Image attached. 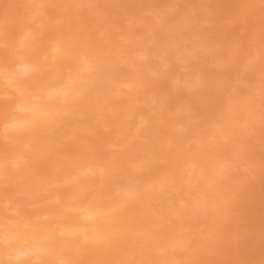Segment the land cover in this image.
<instances>
[{"label":"bare ground","instance_id":"1","mask_svg":"<svg viewBox=\"0 0 264 264\" xmlns=\"http://www.w3.org/2000/svg\"><path fill=\"white\" fill-rule=\"evenodd\" d=\"M216 1L213 0L211 6L216 5ZM226 1L219 0V4L223 6ZM256 1L241 0V5L238 3L240 6L233 4L228 10L231 12L245 2L254 5ZM23 3L26 14L19 21L17 31L15 27L10 30L6 25L0 26L3 34L0 44L7 47L5 53L0 54V185L11 182L21 193L31 186V190L27 189L31 192L28 198L32 196L37 200L26 199V196L13 200L11 193L10 197L0 194V264H187L194 257L190 254L193 252L190 244L200 240V247L207 246L204 239L217 234L218 219L225 217L227 212L222 208L231 199L230 195L235 197L232 193L228 195L232 185L237 183L234 184L235 173L245 175L248 167L256 163L248 156L250 149L243 144L256 125H264L263 82L259 78H254V81L247 78L258 56L253 53L234 61L237 49H231L226 55L233 56L232 62L219 63L218 70L209 71L213 73L212 77H206L203 69L206 74V68L217 61L214 53L217 45L209 46L210 36H205L208 31L201 27L206 19H190L187 16L168 19L162 13L172 17L170 13L156 9L152 13L157 20V28L145 29L144 20H140L142 29L151 31L152 35L148 38L140 35L136 48L127 45L132 42V35L125 28L123 30L128 37L122 42L116 37L124 33L119 32L121 34L113 39L108 30L101 28V32H106L109 37L104 39L111 44L103 46L92 40L98 36L96 32L89 40L87 34L68 30L72 24L80 25V18L76 21L72 18L79 13L70 14L69 7L87 3L89 6L82 13L87 11L84 15L93 19L95 10L99 8L94 0H23ZM94 3L96 6H93ZM125 4L128 6L127 2L122 5ZM178 4L173 0L163 8L171 10ZM52 5L67 8L68 11L63 15L49 13L48 7ZM130 8L132 10L125 15L124 21H131L137 10L141 11L131 5L127 11ZM108 14L102 12L101 16L106 19ZM210 14L217 16L216 12ZM235 16L233 13L229 20L239 27L244 15L238 13ZM91 20L85 25H91ZM3 21L12 23V17L6 15ZM55 21L63 24L62 29L53 27ZM34 24L40 26L37 32ZM49 25L53 28V35L45 39V30ZM226 33L228 41L235 39V32ZM258 38L253 40L258 41ZM41 42H46L47 49L53 52L46 56L45 63L41 60ZM248 48L245 46L242 53L251 51ZM167 51L176 52V59L186 63L180 68L188 66L189 71L167 73L169 66L162 57ZM132 55H136L137 60H147L133 70L136 64ZM198 56L202 58L201 63H188ZM153 57H159V61L156 62ZM115 64L122 65L124 70L118 73ZM157 75H163L175 88L185 86L191 91L186 103L179 101V110L190 113L185 117L177 115L171 122L166 120V130L155 128L149 137L143 134L141 127L148 112L136 113L133 103L138 99L136 93L141 86L146 88V94L153 93L150 84L159 79ZM224 83L226 87H222ZM123 88L132 95L125 98ZM215 90L225 93V98L221 100L210 96ZM177 95L180 98L185 96L182 93ZM144 98L149 99L150 96ZM151 101L153 107L149 113L162 118V100L153 97ZM198 105L204 107V112L197 116L202 119L195 121L197 117L193 116V111ZM123 107L127 108H124L125 117L110 120L121 113ZM72 114L84 117L89 124L85 130L97 123L118 129L107 141V144L117 148L111 163L103 162L92 152L94 148L91 150L89 137L78 141L76 149L70 147L66 150L51 144L57 137L60 138L58 126L65 125L66 118ZM128 117H135V121L124 122ZM183 129L186 130L185 139L179 136ZM43 131L44 134H41ZM137 136L143 138L141 143L133 142ZM166 149L171 151L170 159ZM62 158L64 162H61ZM39 168L45 174L37 176L40 179H33ZM251 171L249 173L253 176ZM37 201L44 203L30 210L29 205ZM2 208L11 210V213L1 215ZM163 213L167 215V220L161 218ZM235 214L238 216L237 210ZM258 237L261 239L260 235ZM219 239L224 240L223 236ZM239 241L242 242V239ZM241 242L237 243L241 245ZM236 249L234 247V251ZM239 251L242 252L235 254L237 257L245 249L240 248ZM239 251L236 250V253ZM217 261L220 262L219 259Z\"/></svg>","mask_w":264,"mask_h":264},{"label":"rangeland","instance_id":"2","mask_svg":"<svg viewBox=\"0 0 264 264\" xmlns=\"http://www.w3.org/2000/svg\"><path fill=\"white\" fill-rule=\"evenodd\" d=\"M100 1L101 0H94V2H96V5H99V8L97 10H95V12H96V14H94L95 18H93V19L91 18L93 21L95 20L94 22L89 18L87 19L88 16L84 15L85 13H87V11L82 13V11L87 10V6H89L87 3H85L84 5L83 4L77 5V7L75 6L76 8L70 6L69 7L70 11H72V12H70V14L74 15L77 12L79 13L77 17L74 16L72 18H74V21H76L77 19L80 18L79 19L80 25L79 24H77V25L72 24L71 26H68V30L70 32H73V33L76 32V33L87 34L88 35L87 38L89 40H91V38H93L94 35L96 33H98V36L97 35L95 36L97 38L95 39V37H94V39H92V40H95L94 42L101 43L103 46H105L104 45L105 43H107V45H111V44H109L107 39H104V37H107L108 39H109V37H108V34H106V32L105 33H103V31L101 32V30H100L101 28L105 29L106 31L108 30L107 32L112 34L111 36H114V37H112L113 39H115V37L118 36V34L119 35L121 34L119 32L124 33L123 36L116 37L117 40H119L120 42H122L123 39L128 37L127 35H125V29H128L131 31L130 33L132 36L130 39L132 42L127 43V45L130 46L129 48H136L137 44L135 45V43H136L137 39L140 37V35H141V37H142V35H144V37H147V38L152 35L151 31L146 32V30L142 29L141 25L143 23H144L143 28L145 26V29L150 27V28H152V30H154L155 28H157V26H156L157 20L154 19V15H153L154 13H152V11H155L156 9H161L163 12L170 13L172 17H170V15H168V14L165 15L164 13H162V16H164L168 19L169 18H177L179 16L183 17V18H185L187 16V17H190V19L195 18L197 20L198 19H206L207 21L203 22L201 24V27H203V29L208 31V33L205 36L206 37L210 36L209 39H211V41L209 42V46H210V44H211V46L217 45V48L214 49V51H215L214 53H215V57H217L216 58L217 61H215V62L213 61L206 68V74L204 73V69H203L202 73L206 77H212L213 73L209 72V71L218 70L219 69V63L222 64L225 62H229V64H230L232 62L231 58L233 56H230V55L227 56L226 54L230 53L231 49H237V53L234 54V61L239 59V57H241V58L247 57V55L253 54V53L255 55H257L258 57L263 56V57H261V59H259L257 57L255 59L256 61L253 62L254 64L252 63V66H253L252 69L253 70L251 71V73L249 74V76L247 78L250 81H252V80L254 81V78L255 79L259 78L260 80H262L263 86H264V50H263L264 49V47H263L264 46V0L256 1L254 5H250V4H248V2H245L244 4H242L241 7H237L235 10H232L231 12H229V10H228L229 7L232 6L233 4L239 5L241 0H227L223 4V6H221L219 4V0L216 1V5H214V6H211V4L213 3V0H211V1L210 0H192V1L191 0H185V1L184 0H174V1H176V3L179 2V4L177 6H175L174 9H171V10L168 9L169 7L168 8H163V7L166 6L168 4V2L173 1V0H122V1H120V0H111V1L110 0H102V2L104 4L98 3ZM122 2H124V3L127 2L128 6H126V4H125V6L122 5V4H124ZM20 3H21V5H20ZM96 5H95V3L93 4V6H96ZM130 5L133 6L134 8L138 7L137 9L140 8L141 11L137 10V15H136L137 17L135 16L131 21H124V18H126L125 15H128L129 14L128 12H131V10H132V8H130V10L127 11V9H129ZM191 5H192V7H191ZM124 7H126V9ZM4 8H5V10H4ZM48 11H49V13L53 12L56 15H58V14L63 15L68 10H67V8L55 7L52 5V7L51 6L48 7ZM102 12H105L107 14L109 13L107 15L108 17H106V19L105 18L103 19V17L101 16ZM113 12H115V13H113ZM215 12L217 13V16L216 15L211 16L210 13H215ZM227 12H229V13H227ZM233 13L236 16L238 15V13H241L244 15V17L239 21V23H240L239 27H238V25L232 23L229 20V17ZM25 14H26V9H25V4L23 3V0H0V21H1L0 26L6 25L10 30L13 27H15V29L17 31V28L19 26L18 23L20 20H23V18H25L24 17ZM111 14H112V16H111ZM113 14L114 15L117 14V16L116 15L114 16ZM138 14H140L142 16H139ZM6 15H9L12 17V23H4V21L2 22V20L6 17ZM109 16H110V18H109ZM120 17H121V19H120ZM110 19H111V21H110ZM142 19L144 20L143 23L140 21ZM208 19H211V20L208 21ZM90 20L92 22L91 25H85ZM58 22L59 21H55L53 23V24H55V26H53V27H55L56 29H58V28L62 29L63 24L60 22H59L60 23L59 24ZM115 23H116V25H115ZM189 24H190V22H189ZM35 25H36V28H35ZM50 25H51V23H50ZM50 25L45 30V34H44L45 39H49V37L51 35H53V32H52L53 28L51 29ZM111 25H112V27H111ZM116 26H118V27H116ZM33 28L37 32L38 29L40 28V26L37 24H34ZM119 28H121V29H119ZM123 28H125V29L123 30ZM109 29H111V31ZM114 29H116V31ZM224 29L226 32L227 31L235 32V39L228 41V38H229L227 36L228 33L223 31ZM83 30H84V32H83ZM118 30H120V31H118ZM116 32H118V33H116ZM89 33H90V35H89ZM99 33H100V35H99ZM258 33H259V35H258ZM0 36H1L0 38L3 37V34L1 32H0ZM39 36L40 35H38V37ZM89 36H91V37H89ZM258 36H259V38H258ZM101 37L104 39V41H103V39H101ZM255 38L256 39L258 38L261 42H259V40L258 41L253 40ZM227 41H228V43H227ZM110 42H113V41L110 40ZM243 44L246 46V48H248V46H249L248 50H251V51H247L245 53H242V50H244V47H245ZM47 48H48L47 43L41 42L40 54L43 53V55L41 57V60L43 63H45L47 61L48 57L46 58V56L53 54V52ZM6 49H7V47L1 43L0 44V54H4ZM239 50L241 52H239ZM45 52H46V54L44 55ZM175 54H176V52H174V51H167L165 54H163L164 56L162 55V57L167 60L166 65L169 66L167 73H172V74L174 73L175 74L178 72V73L183 74V73L188 72L189 71L188 66L184 67V68H180L181 65L186 64V63L182 64L181 61L177 60L175 57ZM132 56H134V55H132ZM134 57L132 59L135 60L136 67L133 70H136L138 67H141L142 63L145 60H147V58H143L142 60H137L136 57L135 58ZM153 59L156 60V62L159 61V57H156V58L153 57ZM201 61H202V58L200 56H198V57H195L193 59L191 58V60L188 61V63L189 62L190 63H197V62L201 63ZM117 65L115 64V66H116L115 68L117 71L119 70L118 73H120L121 71L124 70V68L123 69L121 68V67H123L122 65H120V66L119 65L117 66ZM62 66H65V65H62ZM119 68H121L122 70ZM258 70H259V72H258ZM157 76L159 77V79L154 84H150V91H153V93L151 95H150V93H147L150 96V98L149 99L144 98L145 96H148V95L146 94V91H145L146 88L141 86L137 90V93H136L137 95L135 94L136 96H138V99L135 103H133V109L136 110V113L137 112L138 113L143 112V111L145 113L148 112L146 121L144 122V124L141 127L143 130V134L147 135L149 137L152 136L153 132L155 131V128H158L160 130L165 131L166 130L165 125L167 124V122H169V121L171 122L173 120L172 118L175 119L177 115L185 117V116L189 115V113H190L187 110H182V111L179 110V107H181V106H179V101L186 103L188 101L189 97H191V96H189L191 91H188L185 88V86L181 87L184 90H182L180 88H175L174 86H172L170 84V82H168V80L166 78H164L163 75H157ZM228 84L230 85L231 82H228ZM258 85H261V83H258ZM222 87H226V83H224L222 85ZM123 89L126 92L124 95L125 98H127L126 96L129 94L132 95L131 92H129L127 89H125V88H123ZM196 91H198V90L196 89ZM211 92H212V94L210 93V96H213L217 99L223 100L226 96L225 93H220V91H217V90L211 91ZM262 92L264 93V90ZM177 93H182L185 96L180 98V97H178ZM153 97L160 99V101L162 100V103H163L160 107V111L162 113L163 112L164 113L162 114L163 117L160 119L156 118L152 112L149 113L151 107H153L152 101H151V98H153ZM2 101H3V99H2ZM262 101L264 102V98L262 99ZM124 108H126V107L121 108L120 109L121 113H119L117 116H112L110 118V120L113 121V120H116L119 118L123 119L126 115V112H125L126 110ZM203 109H204V107L201 108V106H199V105H198V107L196 106V110L193 111V116L197 117L199 114H203V112H204ZM131 118L132 119H130V117H128V118L124 119V122H126V120H127L128 123H133L135 121V117H134V119H133V117H131ZM197 118H195L194 120L200 121V119H202L199 117H197ZM83 119H84V117L82 115L81 116H76V115L74 116L73 114L69 115L66 118V124L63 126H58V129H57L58 132L57 133H59L60 138L55 136V139H56V137H57V139L54 140L51 144L53 146L55 145L56 147L61 146L66 150H70L71 149L70 147H74L76 149L78 141H80L81 139L85 140L86 138L89 137L88 139L92 143L91 144L89 142V145L92 147L91 150H93V148H94V150L92 152H95L97 157L100 156V159H102L103 162H105V163L110 162L111 163L113 161V157L115 155V152H117V148H116V146H112V145L107 144V141L109 140V138H111V135H113V133H115L114 131L116 128L103 127L97 123L95 126L90 128L91 130L89 128H88L89 130H87V129L85 130L84 128L89 127V124L87 123V121L85 119L83 121ZM166 120H167V122H166ZM69 121H71V122H69ZM67 124L69 125V127ZM78 124H79V126H78ZM80 124H81L82 128L80 127ZM70 125H71V127H70ZM75 125H77V126H75ZM256 126H257L256 129H254L253 132L250 133V135H248L244 139L245 145L243 144V142H241L244 147H246L247 149H250L248 156L253 161H256V163L255 162L253 163V165L256 164V166L250 165V167H248L249 171H251L254 168L253 170L255 172L253 170L251 171V173H253V176L249 173V171H247L245 175H243L240 172L235 173L236 174V180H235L234 184L237 182L236 183L237 185L236 184L232 185L230 192L228 191V195H230L229 193H232L233 196L235 195V197H232V195H230V198L232 200L229 199L227 201L226 205L222 208V210H225L227 212L225 213V217L223 216L224 220H223V218L218 219V223H219L218 228L219 229L217 230V234L214 236H212V235L207 236V238H205L206 240L204 239L207 246H203V247L201 246L200 247V245H198L200 240L193 241L190 244V247H193V252H191L190 254H193L194 257L192 259L188 260L187 264H200V263L201 264H215V263H218L217 259H219V261L222 259L218 264H224V263L232 264V263H234L233 260L235 262H237L238 264H246V263H248V264H261V262H262V264H264L263 263L264 262V256H263L264 253H262V252H264V249H263L264 248V242H262V240L264 241V236H263L264 235V184H263L264 183V158H263L264 157L263 156L264 155L263 154L264 153V139H263L264 138V133H263L264 129H262L264 127V125H262L263 127H261L260 125L259 126L256 125ZM79 128H80V130H79ZM260 129H262L261 132L259 131ZM61 130L62 131L64 130L63 133ZM116 130H118V129H116ZM80 131H82V132H80ZM254 131H256V132H254ZM65 133H67L68 135ZM185 133H186V130L183 129V131L179 133V136H181V137L183 136L182 138L185 139L186 138V136L184 135ZM41 134H44V131ZM258 135H260L259 136L260 138H257ZM261 137H263V138H261ZM133 139H134L133 142H136V143H141L143 140V138L138 137V136L134 137ZM119 140H121V139H119ZM241 143H239V144H241ZM72 144H74V145H72ZM95 144H96V146H95ZM180 144L183 145L182 143H180ZM261 144H262V146H261ZM256 145H258V146L256 147ZM102 150H103V152H102ZM165 151H166L167 155H169L171 153V151L168 149H166ZM261 153L263 155H261ZM254 155L257 157H254ZM260 155L262 157H260ZM0 156H1V154H0ZM171 157L172 156L169 155L167 158L170 159ZM168 159L165 160V162H167ZM62 160H63V158L61 159V162L65 161V160H63V161ZM260 161L262 163H260ZM257 165H260V166L257 167ZM251 167H253V168L251 169ZM259 167H261V169ZM258 168H259V170H256ZM259 173H261V175H259ZM43 174H45L44 170L39 168L38 170H36V175L33 177V179H40L39 177L37 178V176L43 175ZM239 174H242L243 176H238ZM255 175H256V177H255ZM257 176H258V178H257ZM248 177H249V179H248ZM253 177H254V179H253ZM246 179H248V180L246 181ZM245 185H246V187H245ZM242 186H243V188H242ZM0 187L2 188V191L0 192V194L2 196H5V197H7V196L10 197L9 195L11 193V196H12L11 198L13 200H20L24 196H26V199L31 198V199L37 200L35 197H32V196L28 198V195H30L31 192L28 191L27 189L29 188V190H31V188H32L31 186H28V188L24 189L25 194H24V192L23 193L18 192L15 189V186L11 182H8L6 184H2V185H0ZM9 189H11L12 192ZM234 189L238 190V192ZM13 192H15V193H13ZM243 192L245 194H243ZM250 192H251V194H250ZM235 193H237V194H235ZM247 194H249V196ZM17 195H19V196H17ZM242 195L244 197H242ZM237 202H238V204H237ZM42 203H44V201ZM42 203H41V201H37V203H32L31 205H29L30 208L29 207L28 208L30 210L37 209V208L42 206ZM239 204H240V206H239ZM32 207H34V208H32ZM232 208L234 210L235 209L237 210L238 216L240 214L241 215L238 217L235 214L236 210L234 212V210ZM238 208H240V209H238ZM246 208L248 209L249 212H247ZM221 212L223 213V211H221ZM1 213H2L1 215H3V214L8 215L9 213H11V210L6 211V210H3V208H2ZM230 214H232V215H230ZM206 216H208V215H206ZM231 217L233 219H231ZM161 218L164 220L168 219L167 215L164 213L162 214ZM238 225H239V227H238ZM226 234H228V235H226ZM239 235L240 236L242 235L241 238ZM258 235H260L261 239L258 237ZM222 236H223L224 240L219 239V238H222ZM238 237H239V239H242V242L239 241ZM208 238H209V240H207ZM225 238L226 239L228 238V240H230V241L226 240ZM250 238H252V240H255V241L252 242V240ZM255 238L259 239L260 241L256 240ZM250 240H251V243L249 242ZM220 241H221V243H220ZM224 241H225V243H224ZM236 241L238 243L241 242L242 244L240 245ZM258 241H259V243H258ZM195 242H196V244H195ZM233 242H234V244H233ZM243 242L245 244H243ZM248 242L250 244H248ZM220 244H222V245H220ZM246 244H248V246ZM252 244H254L253 247H252ZM262 244H263V246H262ZM238 246H239V248H238ZM241 246H243V247H241ZM254 246L256 247L255 249H254ZM197 247L199 250L197 249ZM211 247H212V249H211ZM234 247H235V249L237 247V249H236L237 251H239L240 248L245 249L246 252L244 251L242 253L243 255H245L244 258H243L242 254L240 256L241 258L239 256H238L239 257L238 258L235 255V254L240 255V253L242 251L241 252L239 251L236 253V250L234 251ZM257 248H260V250ZM261 248H262V250H261ZM231 249H233V250H231ZM232 251H233V253H232ZM228 252H229V256H228ZM200 253H201V255H200ZM256 253L257 254L260 253L259 254L260 256L255 255ZM218 255H220L221 257ZM248 255H250V256H248ZM252 255H254L253 258H251ZM256 256H258V258H261V259H258ZM224 257H226V258H224ZM249 257L251 260L249 259ZM223 259H225V260H223ZM228 259L229 260L231 259L232 262H231V260L229 262H227ZM252 259L255 260L256 263L254 261H252ZM238 260H240L241 263ZM258 261H259V263H258Z\"/></svg>","mask_w":264,"mask_h":264}]
</instances>
